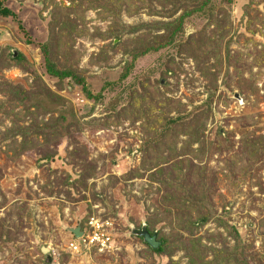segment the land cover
Masks as SVG:
<instances>
[{"label": "rangeland", "instance_id": "1", "mask_svg": "<svg viewBox=\"0 0 264 264\" xmlns=\"http://www.w3.org/2000/svg\"><path fill=\"white\" fill-rule=\"evenodd\" d=\"M0 2V264H264V0Z\"/></svg>", "mask_w": 264, "mask_h": 264}, {"label": "built area", "instance_id": "2", "mask_svg": "<svg viewBox=\"0 0 264 264\" xmlns=\"http://www.w3.org/2000/svg\"><path fill=\"white\" fill-rule=\"evenodd\" d=\"M88 231L83 232L80 238L69 240L68 249L72 254H79L83 249L95 248L100 252L108 250L110 247V237L104 230V225L98 220L91 218L87 224ZM51 258V257H50ZM51 264H58L55 258H51Z\"/></svg>", "mask_w": 264, "mask_h": 264}, {"label": "trees", "instance_id": "3", "mask_svg": "<svg viewBox=\"0 0 264 264\" xmlns=\"http://www.w3.org/2000/svg\"><path fill=\"white\" fill-rule=\"evenodd\" d=\"M0 16L1 17H14V13L11 12V10H9L8 8L6 7H3L1 2H0ZM40 48H42V53L45 57V64L44 66H46V72L54 77V78H57L59 80H62L64 78H68V77H72V78H75V75L72 74V73H69V72H65V71H60L58 70L57 68H55V66H53L52 62L50 61L49 57H48V53H47V49H46V46L45 45H41ZM16 59L17 60H22L23 59V56L21 54L17 55L16 56ZM77 81V83H81V81L79 79H74ZM150 234V232H149ZM150 235H153V234H150ZM158 251V250H157Z\"/></svg>", "mask_w": 264, "mask_h": 264}, {"label": "water", "instance_id": "4", "mask_svg": "<svg viewBox=\"0 0 264 264\" xmlns=\"http://www.w3.org/2000/svg\"><path fill=\"white\" fill-rule=\"evenodd\" d=\"M68 231L74 236V238H80L83 236V231H81L80 227L77 226L75 228H69ZM134 233L140 236L143 241L152 249H157L159 247V242L156 241V233L150 235L145 227H142L141 230L134 231ZM51 258L47 255V262H50Z\"/></svg>", "mask_w": 264, "mask_h": 264}]
</instances>
